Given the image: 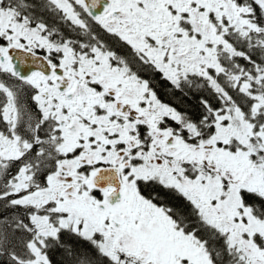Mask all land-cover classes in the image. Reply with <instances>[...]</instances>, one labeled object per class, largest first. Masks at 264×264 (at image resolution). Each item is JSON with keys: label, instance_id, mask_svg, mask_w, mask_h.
<instances>
[{"label": "snow or ice", "instance_id": "obj_1", "mask_svg": "<svg viewBox=\"0 0 264 264\" xmlns=\"http://www.w3.org/2000/svg\"><path fill=\"white\" fill-rule=\"evenodd\" d=\"M0 264H264V0H0Z\"/></svg>", "mask_w": 264, "mask_h": 264}]
</instances>
